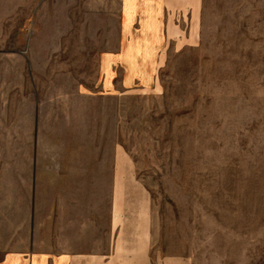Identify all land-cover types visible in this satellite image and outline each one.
<instances>
[{"label": "rangeland", "instance_id": "rangeland-1", "mask_svg": "<svg viewBox=\"0 0 264 264\" xmlns=\"http://www.w3.org/2000/svg\"><path fill=\"white\" fill-rule=\"evenodd\" d=\"M117 1L0 0V250L65 183L38 172L118 155L149 193L156 252L264 264V0H167L153 86L93 96Z\"/></svg>", "mask_w": 264, "mask_h": 264}, {"label": "crops", "instance_id": "crops-1", "mask_svg": "<svg viewBox=\"0 0 264 264\" xmlns=\"http://www.w3.org/2000/svg\"><path fill=\"white\" fill-rule=\"evenodd\" d=\"M166 12L167 0L117 1L115 25L95 57L100 93L93 96L153 86L170 40ZM80 88L79 100L92 96ZM130 163L118 155L64 158L53 172H38L35 179L65 183L53 187L50 211L39 216L41 207H30L12 246L0 250V264H191L187 255L155 251L149 193L125 184L135 181ZM91 182H104L94 197Z\"/></svg>", "mask_w": 264, "mask_h": 264}]
</instances>
